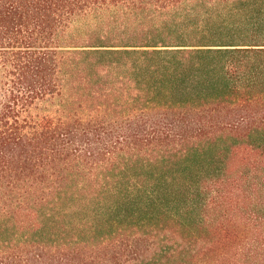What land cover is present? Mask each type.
I'll return each mask as SVG.
<instances>
[{
	"label": "trees",
	"instance_id": "obj_1",
	"mask_svg": "<svg viewBox=\"0 0 264 264\" xmlns=\"http://www.w3.org/2000/svg\"><path fill=\"white\" fill-rule=\"evenodd\" d=\"M0 264H264V0H0Z\"/></svg>",
	"mask_w": 264,
	"mask_h": 264
}]
</instances>
